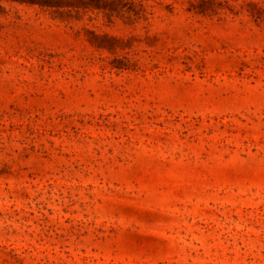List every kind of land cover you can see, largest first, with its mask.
I'll return each instance as SVG.
<instances>
[{"label": "rangeland", "instance_id": "374dc122", "mask_svg": "<svg viewBox=\"0 0 264 264\" xmlns=\"http://www.w3.org/2000/svg\"><path fill=\"white\" fill-rule=\"evenodd\" d=\"M0 264H264V0H0Z\"/></svg>", "mask_w": 264, "mask_h": 264}]
</instances>
